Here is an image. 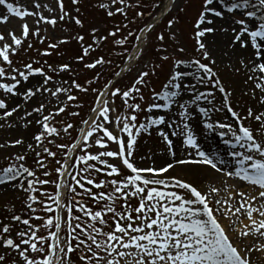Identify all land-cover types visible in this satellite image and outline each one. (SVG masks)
<instances>
[{
    "label": "rangeland",
    "instance_id": "1",
    "mask_svg": "<svg viewBox=\"0 0 264 264\" xmlns=\"http://www.w3.org/2000/svg\"><path fill=\"white\" fill-rule=\"evenodd\" d=\"M165 2L166 0H124V3H120L119 0H79L77 4L74 0H63L64 8L61 10L59 0H8V3H12L20 11L34 13L33 15L24 16L23 19L8 13L4 6H0V14L8 17L6 24H0V33L5 36V41L10 45L13 44L9 36L10 31L21 39V45L19 47L13 45L15 52H10V59L13 61L12 67L18 68L29 75L27 82L18 77L21 81L18 95L6 94L0 89V98L6 100L9 110L14 108L12 105L15 99L19 101H17L15 107L20 109L13 117L7 120H0V125L11 124V127H0V144L5 142L12 144L17 140L24 141L18 147L0 149V168L5 166L7 157L11 156L14 158L17 155H22L27 157V159L19 163L36 173L35 177H29L28 179L21 177L20 180L13 182L11 186H0V221L3 222L0 224V228L12 224V237H15L18 243L20 240L17 233L21 230H26L27 226L14 220L17 215L23 219H29L33 225L40 227L39 235L47 238L51 235V232L45 229L43 224L49 218L53 219L55 223L57 215L60 216L59 214H61L62 227L59 235L61 237V245H63L65 243L64 238L71 231L68 224L64 223V221H70L75 224L77 222L76 216H80L83 220L87 219L80 210L81 206L100 210L103 205L112 203L106 200H101L99 204L96 203L89 196L83 194V189L75 183L73 177L81 179L90 176L94 181L108 183H105L103 188H96L94 185H88L86 180L82 179V183L85 184L86 188H91L93 192H111L110 181L112 179H120L119 176H107V169L99 173L88 169V164H95L96 167L102 169H104V165L98 161H89L88 164L80 161L78 157L85 154L82 151V147L73 156L67 189L65 187L63 205L60 207L53 197H58L59 195L58 186L61 180V172L58 170L61 169V164L68 160L72 146L77 143L81 130L85 127L84 121L89 120L93 113L98 93L108 88L125 64L128 66L125 74L121 79L113 83L107 92V98L111 101L109 107L114 109L111 116L135 114L137 120L135 122L136 127L133 128L134 133L137 132L141 124L147 122L149 117L158 118L159 115H164L169 122L176 121L177 124H180L183 121V117L180 116L178 105L174 104L169 109H154L151 113L146 110L133 112L124 104L121 96L111 95V93L117 88L121 91H126L133 86H138L141 89L140 93H134L135 98H130L128 103H139L142 108L146 109L153 102V89L156 92L162 90V86L167 83L169 74L175 70L173 68L175 61L182 59L185 62L182 68L188 73L185 83L189 86L195 85L198 91L214 93L208 100L202 99L198 101L199 107L196 105L191 106L194 111H190L189 122L192 125L201 150L214 156L217 164H220L221 160L236 162L231 153L240 149H233L225 144V140L229 139V137H222L220 132L226 131V129L212 131L204 127V125L207 122H223L238 128L239 121L226 108L221 111L214 110L215 108L223 107L225 103L223 94L219 92L218 88H213L207 82L198 84L192 75L193 68L187 65L192 60L200 59L202 63L212 67L216 73L215 78L219 79L222 85L232 93L228 103H231L237 113L246 115L249 108L256 113L264 112V105L259 102L260 92L254 88L253 82L248 80L249 75H255V73L250 71L251 64L248 63L251 59V52L247 48H240L238 43L232 42L231 39L234 35L233 29L240 27L234 23V19L244 18L240 15L244 10L238 9L233 14H229L225 10V15L222 18L209 16L208 18L213 19L212 26L215 31L205 33L202 37H197L198 29L196 24L202 11L203 0H176L168 15L160 23L157 22V25L143 33L155 17L161 13ZM36 4H39L40 7H35ZM221 7H223V4H221ZM261 14L258 11L257 17ZM41 16L46 19H55L57 21L56 25L45 23L40 20ZM77 20L80 23H77ZM169 22H171V27L168 26ZM25 24L28 26L27 36L23 35L22 26ZM110 33H115V35H110ZM161 34L164 36L163 41L158 39ZM104 37H107V39L105 40ZM140 39L142 45L137 53L136 48L140 44ZM198 41L205 44V50L209 53L207 60L203 59ZM3 43L0 42V47L3 46ZM52 45H56V47H52ZM180 49H183V52ZM133 52L134 55L130 56ZM45 53L48 54L46 55ZM165 56L168 59H164ZM100 57L104 58L105 63L97 65L96 68L86 67V65L94 63ZM128 57L130 59L127 61ZM212 61H215V63H212ZM241 61H244V63L242 64ZM29 64L32 65L33 70L42 69L47 76L52 77L53 82L47 84L44 95H38L25 101L26 89H36L44 86L45 83L44 76L28 73L26 66ZM0 66L5 67L11 73L8 65L2 63V58H0ZM141 70L150 71L153 74L148 78L145 85H135L137 74ZM3 82L12 83L10 80L5 81L0 78V83ZM30 82L37 84L31 87ZM77 84L80 85V88L75 87ZM47 88L53 90L62 88L64 91L60 93L59 97H56L48 94ZM81 89H86V91ZM140 95L143 96V100H140ZM191 95L193 93L183 92V99L180 102L187 101ZM69 96H74L76 99L71 100L68 98ZM209 100L212 102L209 103ZM43 105H47L44 113L52 116L51 121L48 122L49 126L58 129L59 135H50L43 132V126L40 124L43 114L35 111L36 107ZM200 107L211 109L207 117L200 113ZM28 112H31L32 115L28 116ZM2 114L3 110H0V115ZM22 116L26 118L22 119ZM260 123L251 118L244 121L245 126L256 130L255 134L257 136L261 134L258 130ZM68 125H72V127L67 132H64L63 129L67 128ZM106 126L114 132L117 131L112 128V125ZM160 129L165 132L169 131L164 125L152 126L146 132L140 131L136 137L131 160L138 166L158 167L174 160L199 159L195 156L193 150L182 146L180 137H170L173 141L172 151L175 156L169 155L166 144L158 134ZM40 134L45 135L44 143H40L35 139ZM120 135L123 139H128L126 133H120ZM96 140H102L107 143L108 150H117V145L107 141L103 131H97L87 144L86 152L88 154L97 155L105 150L101 149L98 144L93 143ZM60 145L66 147H59ZM49 151L55 153V156L48 155ZM102 159L117 165L123 173L128 171L121 164L119 158L102 157ZM188 165H200L203 170L209 168L213 171L208 165L174 163L173 169H170L168 173L162 174V176L165 179L169 176H182L185 181L191 182L203 194L204 185L202 182L197 184L195 179L191 178L185 169L181 171L176 168V166L186 167ZM85 169L88 170L85 171ZM45 173L48 174L46 175ZM225 173L226 170L222 172L224 175ZM31 180L37 181L35 186L29 183ZM42 181H47V183H41ZM16 184H21L22 186L17 188L15 187ZM251 187L253 185L247 183L244 189H248V194L250 193V195L256 194L258 188L255 189L253 187L252 189ZM71 188H75L76 192L73 193L69 190ZM69 191L71 192L69 193ZM33 195L37 201L43 202L33 205L36 209L35 212L28 208V204L32 202L31 197ZM209 202L212 203L210 207L214 209V215H216L231 239L232 235L237 232V228L241 230L244 225L249 224L247 217L234 219L232 213H229L227 218L223 217L220 212L215 211L214 199L211 198ZM122 203V200L115 202L114 206L118 211ZM129 204L135 207L138 204V200L130 198ZM46 206L48 210H45ZM110 215L106 214L105 218L107 219ZM37 216L44 219H37ZM253 216L256 217L257 214L253 213ZM233 220L236 223L230 227L229 222ZM109 222L111 223V221ZM98 227L103 228L104 231L111 230L103 225H98ZM233 227L236 229L235 231ZM51 231H55V228H52ZM76 234L72 233V235ZM75 243L76 241H73V244ZM234 243L236 244L235 241ZM40 246L45 249L48 247L47 244H38V247ZM237 246L241 250V254L246 256L247 253L243 251L245 245ZM24 247H27V245ZM0 255H6V264H23L18 254L11 252V250H0ZM30 255L36 256L37 259L41 258L40 254L30 253ZM101 255H104V253H101ZM71 261L72 264H81L77 252L71 253Z\"/></svg>",
    "mask_w": 264,
    "mask_h": 264
},
{
    "label": "snow or ice",
    "instance_id": "2",
    "mask_svg": "<svg viewBox=\"0 0 264 264\" xmlns=\"http://www.w3.org/2000/svg\"><path fill=\"white\" fill-rule=\"evenodd\" d=\"M79 3V0H74ZM124 3V0H119ZM223 4V7H221ZM0 6H4L6 11L16 17L23 19L26 15H33L27 11H20L8 0H0ZM59 6L63 10V0H59ZM35 7H40L36 4ZM243 9L240 13L244 18L234 19V23L239 25L238 29H233L234 35L232 42L238 43L240 48H247L251 52L250 71L255 75H249L248 80L254 84V88L259 90V102L264 105V0H203L202 11L198 16L196 28L198 29L197 37H202L205 33L215 31L212 26L213 19L208 18H222L225 15V10L229 14L235 13L236 10ZM122 11V9H121ZM262 14L257 17V12ZM113 14V13H110ZM45 23L53 26L56 25L55 19H46L40 17ZM8 17L0 14V24H6ZM77 23L80 21L77 20ZM171 27V22H169ZM23 27V35L27 36L28 26L25 24ZM115 35V33H110ZM9 36L13 44H8L5 41V36L0 33V42H4L0 47V58L2 63H6L11 73L3 66H0V78L5 81L0 83V89L4 93L10 95H18V89L21 77L24 82L29 80V75L25 74L18 68L12 67L13 61L10 59V52H15V47L21 45V39L18 38L14 32H9ZM83 39V38H81ZM106 40L107 37H104ZM158 39L163 41L164 36L161 34ZM123 43V41H121ZM13 45L15 47H13ZM199 49L202 51L203 59L209 58L208 51L205 50V44L198 41ZM56 47V45H52ZM183 52V49H180ZM46 55L48 53H45ZM164 59H168L167 56ZM105 63L103 57L98 58L94 63L86 65L88 68H96L97 65ZM184 61L176 60L173 68L175 69L169 74L167 83L162 86V90L156 92L153 89V102L147 106L146 109L142 108L139 103L129 104L130 98L134 99V93H140L141 89L138 86L121 91L114 89L111 95H119L122 97L124 104L133 112L148 111L152 112L154 109H169L172 105H178L180 116L183 121L177 124L176 121H167L164 115H159L158 118L147 119L145 124H141L136 133L133 128L136 127L137 116L135 114H121L111 116L114 109L109 107L111 101L104 98L103 92L98 93V99L95 102L93 113L95 116L90 120L84 121L87 126L86 129L81 130L83 137L82 151L85 154L80 155L78 159L88 164L89 161H98L104 165V169L96 167L95 164H88V169L94 170L97 173L107 169L106 175L109 177L119 176L120 179H112L110 181L111 192H93L91 188H86L82 183L85 179L88 185H94L96 188H103L105 183L94 181L90 176L77 179L73 177L75 183L83 189V194L89 196L93 201L99 204L101 200L111 201L112 203L103 205L100 210H93L90 207L81 206L86 220L80 216H76V223L72 224L70 221L67 223L70 232L64 238L65 243L61 245V237L59 231L62 227V218L57 215L55 223L53 219L49 218L43 224L45 229L51 232L47 238L39 235L40 227L32 224L29 219H23L17 215L14 217L16 222L27 226L26 230H21L17 233L20 242L18 243L15 237H12V224H8L0 228V250H11V252L18 254L23 264H72L71 253L77 252L81 264H253L249 259L253 249L257 251L264 250V112L256 113L251 108L247 110L246 115L237 113L231 103H228L232 93L222 85L221 81L216 77L213 68L208 64L202 63L200 59L192 60L187 65L193 68L192 75L198 84L205 82L209 83L213 88H218L219 92L223 94L222 108H215V111H221L226 108L231 115L239 121L238 128L233 127L231 124L223 122H207L204 127L209 130L215 131L221 129L220 135L222 137H229L225 140V144L233 149L239 148V151L234 150L231 155L235 158L237 166L234 169L228 170L225 175L234 176L242 182H247L250 185L258 186L256 195H250L245 192H237L236 195L243 201L239 207L232 209L229 204L231 195L227 200L216 198L213 194L219 192V189L212 188L210 192L202 194L196 186L191 182L185 181L182 176H169L165 179L162 174L168 173L173 169L175 164H202L208 165L217 172L223 171L218 166L214 156L201 150L197 137L189 122L190 111L192 105H196L198 101L205 99L208 100L214 93H205L198 91L195 85L189 86L185 83V78L188 75L183 68ZM215 63V61H212ZM243 64L244 61H241ZM29 74H35L45 77L44 86L36 89H26L24 99L25 101L38 95L45 94V88L48 83L53 82L52 77L47 76L42 69L33 70L32 65L26 66ZM247 67V65H245ZM67 70V69H66ZM238 70V69H237ZM153 73L146 70H141L137 74L135 85H145L148 78ZM80 88V85H75ZM86 91V89H81ZM64 89L53 90L47 88V93L59 97ZM190 92L193 95L187 101L181 103L183 99L182 93ZM255 95V93H253ZM71 100L76 99L74 96L68 97ZM101 99L103 103L101 104ZM140 100L143 96L140 95ZM209 103L212 101L209 100ZM47 105L38 106L35 108L36 112L42 113L43 118L40 124L43 126V132L50 135H59V130L55 127L49 126L52 116L44 113ZM0 110L3 114L0 115V120H7L13 117L15 113L19 112V107H14L9 110L8 103L5 99L0 98ZM211 109L200 107L199 111L205 117ZM28 116L32 113L28 112ZM75 115V113H74ZM22 119L26 117L22 116ZM102 118V120H101ZM251 118L255 121L261 122L258 130L261 133L259 136L255 134L254 129L245 126L244 121ZM106 125H112V128L117 130H110ZM164 125L169 131L165 132L160 129L158 134L167 146L169 155L175 156L172 151L173 141L170 137H180L182 146L194 151L195 156L199 159L193 160H174L173 162H166L158 167H140L131 160L136 144V137L140 131H148L152 126ZM11 127V124L0 125V127ZM72 125H68L63 131L67 132ZM97 131H103L107 141H111L117 145V150H108V144L102 140H96L93 143L98 144L101 149L97 155L88 154L86 152L87 144L91 137ZM120 133H126L128 139L125 140L121 137ZM36 140L44 143L45 135H37ZM23 140H17L15 143L9 144L7 142L0 144V149L9 147H18L23 144ZM77 145H73L75 148ZM59 147H66L60 145ZM48 155L55 156L51 151ZM102 157L119 158L121 164L128 170L126 173L121 172L120 168ZM27 157L17 155L14 158L9 156L6 158V164L0 168V186L9 185L13 182L20 180L21 177L28 179L35 177L36 173L20 164V161L26 160ZM43 163V161H41ZM224 161L221 160L220 164ZM75 166V165H74ZM68 169L67 160L61 164V169L58 171L63 174ZM88 169H85L87 171ZM46 175L48 173H45ZM32 186L37 183L36 180L29 182ZM41 183H47L42 181ZM21 184H16L15 187L20 188ZM65 185L61 184L60 187ZM73 193L76 192L75 188L70 189ZM214 199L216 212H220L225 218L229 213L235 215L241 209H244L249 224L244 225V228L239 231V236L247 237L253 235L258 237L257 244L253 246H245L243 251L248 253L247 256L241 254V250L234 243V241L226 233L225 228L221 225L214 209L210 207L209 197ZM130 198H136L138 204L132 207L129 204ZM59 203L58 197H53ZM32 202L28 204V208L33 212L36 209L33 207L35 203H43L37 201L33 195ZM117 200H122L120 210L114 206ZM253 202H256L255 204ZM227 205V207H224ZM258 205V206H257ZM223 209V211H221ZM45 210H48L47 206ZM71 211V209H69ZM253 213L257 216L254 217ZM106 214H111L107 219ZM37 219L43 220V217L37 216ZM111 221V223L109 222ZM3 222L0 221V224ZM235 221H230L229 226L232 227ZM103 225L110 228V231H104L103 228L98 227ZM55 228V231H51ZM233 230L236 229L233 227ZM72 233H77L72 235ZM8 237V238H6ZM83 237V238H81ZM73 241H76L73 244ZM39 245L47 244L45 249ZM27 245V247H24ZM57 250H59L57 252ZM30 253L40 254L41 258L37 259L36 256ZM104 253V255H101ZM6 255H0V264H6ZM264 264V260H262Z\"/></svg>",
    "mask_w": 264,
    "mask_h": 264
},
{
    "label": "bare ground",
    "instance_id": "3",
    "mask_svg": "<svg viewBox=\"0 0 264 264\" xmlns=\"http://www.w3.org/2000/svg\"><path fill=\"white\" fill-rule=\"evenodd\" d=\"M175 2H176V0H166V2H165V10L166 11L170 10L174 6ZM146 32L147 31H145L144 33H146ZM141 39H140V44L138 46L139 48L142 45ZM138 49H137V53L140 50V49L139 50ZM36 84L37 83H35V84L31 83L30 86L34 87ZM103 96H104V98H107V94H103ZM17 101H18V99H15L13 101L12 107H15ZM100 102L102 104L103 103V99H101ZM94 116H95V114H94ZM84 129H86V128H84ZM81 139H83L82 136L80 137V140ZM77 150H78V148L76 147L75 148V152H77ZM223 161H224L223 164H218V166L221 167L223 169V171L226 170V172H227L228 170L234 169L237 166L236 162L233 163V162H226V160H223ZM176 168H179L181 171L185 169V171L188 173V175L191 178L195 179L197 184L202 182V184L204 185V187H203L204 188V193L210 192L211 189L215 187V188L219 189L218 193L213 194L216 198H219L221 200H227L229 198V196L231 195V199L229 200V204L231 205L233 210H235V208L239 207L240 203L243 202L240 199V197L238 195H236V193L237 192L248 193V189H244V187L247 184V182H242V181H240L238 178H236L234 176H227V175L225 176L224 174H222L223 171L217 172L214 169H213V171H211V169H209V168L207 170L206 169L203 170V169H201L202 166H200V165H195V166L188 165L186 167L185 166H176ZM68 173H69V169H67L66 172H63V175H62V178H61V181H62L61 184L66 185V182H67V179H68V176H69ZM253 187L255 189L258 188V186H253ZM253 187H251V188L253 189ZM251 188H249V189L251 190ZM64 195H65V186L64 187H60L59 201H60V205L61 206L63 205ZM254 195H256V194H254ZM211 198L212 197L210 196L209 200ZM253 203L255 204L256 202H253ZM209 204H210V206L212 205L211 202H209ZM224 207H227V205H225ZM60 216H61V214H60ZM244 217H246V215L244 214V209H241V211L239 213H236L233 218L234 219H241V218H244ZM233 221H235V220H233ZM237 229H238L237 232L234 235H232V240L235 241L237 245H239L240 247L242 245L251 247L254 244H257L258 239H259L258 237L253 236L251 234L248 235L247 237H241L238 234L240 229L239 228H237ZM262 231H264V230H262ZM247 255H248V253L246 254V256ZM249 259H251L253 261V264H262V260H264V250L257 251L254 248L252 253H251V255L249 256Z\"/></svg>",
    "mask_w": 264,
    "mask_h": 264
},
{
    "label": "water",
    "instance_id": "4",
    "mask_svg": "<svg viewBox=\"0 0 264 264\" xmlns=\"http://www.w3.org/2000/svg\"><path fill=\"white\" fill-rule=\"evenodd\" d=\"M166 13H167V11L163 8L161 17H162V16H165ZM158 21H159V20L156 19V20L151 24V26L154 25V24H155L156 22H158Z\"/></svg>",
    "mask_w": 264,
    "mask_h": 264
},
{
    "label": "trees",
    "instance_id": "5",
    "mask_svg": "<svg viewBox=\"0 0 264 264\" xmlns=\"http://www.w3.org/2000/svg\"><path fill=\"white\" fill-rule=\"evenodd\" d=\"M70 190V189H69ZM71 191H69V193H70ZM72 194V193H71Z\"/></svg>",
    "mask_w": 264,
    "mask_h": 264
}]
</instances>
